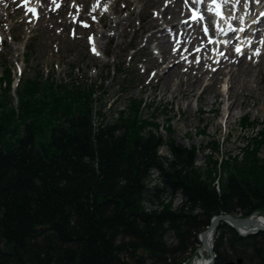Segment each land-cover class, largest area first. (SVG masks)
<instances>
[{
    "label": "trees",
    "instance_id": "1",
    "mask_svg": "<svg viewBox=\"0 0 264 264\" xmlns=\"http://www.w3.org/2000/svg\"><path fill=\"white\" fill-rule=\"evenodd\" d=\"M13 78L4 66L0 264H190L213 216H264V124L241 156L199 168L195 146L169 139L170 158L159 155V125L139 115L140 101L96 125L94 91L76 79L20 78L13 106ZM213 251L214 264H264V231L242 237L221 223Z\"/></svg>",
    "mask_w": 264,
    "mask_h": 264
},
{
    "label": "rangeland",
    "instance_id": "2",
    "mask_svg": "<svg viewBox=\"0 0 264 264\" xmlns=\"http://www.w3.org/2000/svg\"><path fill=\"white\" fill-rule=\"evenodd\" d=\"M13 1L15 2L14 7L22 8L21 1ZM95 1L68 0L67 6L69 8L74 6L73 8L76 7L78 11L65 8L62 15L67 18L76 14L78 17L75 19L77 24L71 23L61 28L59 24L61 18L57 17L54 20L56 22L55 26L51 30L41 28L28 33L26 28H20L17 33L18 40H12L11 32L9 33L7 30L18 24L17 21L20 15L8 22L0 21V77L4 66H7L13 71V77L16 80L18 77L31 79L41 76L43 79L49 77L57 83H63L76 79V83L85 89L94 91L95 101L92 104V118L96 125L101 120L105 123L112 122L120 111H125L128 114L129 102L132 100L140 101L143 106L139 109V115L143 119L155 118L156 123L159 125L157 131L151 130L160 136L164 142V146L159 150V155L162 157L170 158V152L166 145L169 139H172L177 145L189 148L192 146L197 147L200 151L195 156V165L199 168H204L208 160L221 155L224 158L230 155L241 156L242 149L247 144L246 142H253V137L257 136L259 129L264 124V61L256 69L258 73H255V83L249 82L250 86L260 88V92L254 93L256 102L249 98L246 102L247 105L238 109L236 119L225 130L223 124H219L222 117V107L218 108L216 117H213V112L205 114L206 104H199L201 111L190 114V106L187 103L195 102H192V98L188 101L182 99L177 102L170 99V93L162 97L159 90H151L155 82H152L150 86H145V90L142 92L138 89L141 82L145 80L144 78H151L156 71L154 59L152 58L154 53L158 52V48L152 49L155 47V40L149 42L153 53L146 52L141 48L145 44L147 35L156 29L152 26L151 20L159 16L166 0H160L157 4L151 3L152 6L146 7L142 14H139V12L142 10V5L148 0H140L138 3L133 4L131 6V10L134 11L132 15L133 26L128 29L124 38H118V35L113 37L114 39L106 46L105 56H100V53L95 55L92 48L90 49V45H88V41L93 38V33L97 35L95 38L97 39L101 36V31L104 30L100 24L95 23L97 15L90 14ZM113 1L110 0L109 3ZM47 2L46 10H53V0H47ZM125 3L127 4L126 1L121 2L118 6ZM40 4L42 7L44 6L42 1ZM83 6H85L84 11ZM108 10V8L107 11L104 9L106 12H109ZM127 13V10L124 11L121 17H124ZM188 14L189 10L183 8L180 16L167 15L169 25L187 20ZM57 15L58 12H55V16ZM67 20L70 22V19ZM80 21H84L89 25L88 28H84L83 32L80 31L82 27L79 28L78 25ZM75 27L80 30H75ZM36 28H39V26ZM176 29L174 30L176 31L175 35L180 37L181 31ZM198 29L201 32V28ZM167 32L168 38L174 39L175 36L168 30ZM209 35H213V33ZM206 36L203 34L201 36L199 43L202 46L207 43ZM2 40L5 42L4 45L1 43ZM118 42H120L119 45H117ZM11 45L13 49H18L16 51L10 50ZM7 46L9 50L6 49ZM232 49L234 50L233 46ZM256 51H264V46L260 45ZM251 55L252 52H248L245 55L246 60H252L253 65H255L259 61V57H251ZM198 60L199 56L191 61L197 62ZM148 67L151 69L147 70ZM207 83V79L201 80L199 87H204ZM219 85L217 83L216 86L208 90V98L212 92L219 90ZM234 85L235 89L238 90L239 84L237 81ZM255 87H253V90ZM14 90L15 93L11 96L12 105L16 104L18 91V89L16 90V83L14 84ZM149 93H152V96H148ZM245 94H247V91H245ZM254 103L256 107L253 106ZM243 115L248 116L253 121V127L242 125L240 116ZM168 119L170 122H168ZM212 120L214 125H211ZM168 123H170V128L167 130ZM213 144L217 148V152L211 148ZM258 157L264 159V145L259 150ZM180 204L181 197L176 195L173 200V208L178 207ZM143 205L146 208L150 207L147 203ZM166 240L169 243L173 241L171 235H168Z\"/></svg>",
    "mask_w": 264,
    "mask_h": 264
},
{
    "label": "bare ground",
    "instance_id": "3",
    "mask_svg": "<svg viewBox=\"0 0 264 264\" xmlns=\"http://www.w3.org/2000/svg\"><path fill=\"white\" fill-rule=\"evenodd\" d=\"M20 1L24 2L23 8L14 7L15 2L13 0H0V21L3 20L8 22L20 15L17 21L18 24L7 30L9 33L11 32L12 40H18L17 33L22 27L23 29L26 28L28 33L41 28L53 29L56 23L54 20L57 17L61 18L59 24L61 28H64V26L71 24L73 20L76 19V14L64 18L62 15L64 9L68 8L69 10L74 9L78 11L76 7L73 8L74 6H70L72 8L67 6L68 0H62L63 4L57 16H55L53 10H46L48 4L47 0ZM41 1L44 5L43 7L40 4ZM125 1L127 4L125 3L122 6H118L119 3ZM139 1L140 0H114L112 3H109L110 0H96L95 4L91 7L90 14L97 15L95 23L100 24L106 31H101V36L97 38L98 40L96 39L95 41L94 39H90L92 46L97 43L99 46L98 48L106 55V46L114 39V36L118 35V38H124L128 29L133 26L132 15L134 11L131 10V6ZM159 1L160 0L145 1L139 14H142V11H145L146 7L152 6L151 3L157 4ZM232 1L234 2L233 5L229 3V0H221V4H224V2L225 4L215 9V14H217L218 10H222L224 16H227L216 17L219 27H222V30L227 29L229 27V20L234 23V26L245 25L243 28L238 27V30H228L229 35H236L237 37L243 35L244 38L247 37L251 40L252 46L258 47L261 38H264V0H248V5L246 7H244V0ZM58 2H60V0H56L52 6ZM217 3L219 2L216 1L215 4ZM107 8L109 12H106ZM183 8V0H166V4L160 11L159 16L151 20L152 26L156 29L147 35L145 44L141 49L153 53L152 49L158 48L159 51L154 53L152 57L154 59L156 71L151 78H144V76L143 78L145 80L141 82L138 89L142 92L145 90V86H150L152 82H155L151 90H159L162 97L170 93V99L177 102L182 99L188 101V99L192 98V102H195L187 103V105L190 106V114H196L201 111L199 104H206L205 114H211L213 112V117H216L218 115V108L222 107V117L219 124H223L225 130H227L228 126L236 119L238 109L247 105L246 102L249 98L256 102L254 93L260 92V88L250 86L249 82L255 83V76L258 73L256 69H258L260 64L264 61V51L260 54L258 58L259 61L253 65L252 60L247 61L245 57L248 47L247 39L243 38L239 41L234 40L230 45L219 50V52L215 50L216 45L210 46L206 43L202 46L199 44L202 36V32L198 30L199 27L189 33L186 28L189 22L188 20L186 22H178L169 25L167 15L180 16ZM104 9H106V11H104ZM84 10L85 6H83V11ZM126 10L128 13L124 17H121ZM83 11L81 10V13ZM259 11L262 12V16H258ZM190 16L191 13L188 14V18ZM67 19H70V22ZM203 24H205V22H203ZM38 26L39 28H36ZM79 28L77 29L75 27V30L79 31ZM204 28L205 26L203 29ZM168 29L172 30L173 33H176V31H174L175 29L181 31V36L169 39ZM84 30V28H81L80 31L83 32ZM210 37H214V35H207L206 40L208 41ZM216 38L218 42L220 39L218 36H216ZM152 40H155V47L151 49L149 42ZM1 43L4 45V40H2ZM195 43H198V47H201H197V49L192 47ZM233 43H236L234 45V50L232 49ZM119 44L120 42L117 43V45ZM10 47V50L16 51L18 49H13L12 45ZM237 48L241 50L239 53L236 51ZM6 49L9 50V47L7 46ZM254 52H256V50ZM197 55L200 56L199 62L193 63L191 60ZM150 69L151 68L148 67L147 70ZM205 79L208 80L207 85L199 87L201 80ZM235 81L239 84L238 90L235 89ZM217 83L220 84L219 90L217 89L215 92H212L211 96L208 98V90L216 86ZM253 87H255L254 90ZM245 91H247V94H245ZM148 96H152V93H149ZM253 106L256 107V104L254 103ZM211 125H214L213 120ZM254 220H257V222ZM257 224L264 226V216L255 215L252 217L251 226L253 227ZM239 230L244 232L245 228L240 227ZM210 238V234H208V240ZM196 254L197 256L190 264H208L209 257L206 251L201 249V246L198 247Z\"/></svg>",
    "mask_w": 264,
    "mask_h": 264
},
{
    "label": "water",
    "instance_id": "4",
    "mask_svg": "<svg viewBox=\"0 0 264 264\" xmlns=\"http://www.w3.org/2000/svg\"><path fill=\"white\" fill-rule=\"evenodd\" d=\"M252 217L253 216L241 217V216H236V215H231V214H222V215H216L212 217V219L210 220L209 226L206 228V230L199 234V242H200L201 249H204L207 253V256L209 257L208 264H214L215 259H216V255L214 254V251H213V239H214L217 227L221 223H226L228 226L234 229L242 237H246V236L253 235L258 232L264 231L263 225L257 224L256 226H253V227L251 226ZM254 221L257 222V220H254ZM240 227L245 228V231L241 232L239 230ZM208 234H210V237H211L209 240H208ZM225 264H242V259L238 258L235 261H228Z\"/></svg>",
    "mask_w": 264,
    "mask_h": 264
},
{
    "label": "snow or ice",
    "instance_id": "5",
    "mask_svg": "<svg viewBox=\"0 0 264 264\" xmlns=\"http://www.w3.org/2000/svg\"><path fill=\"white\" fill-rule=\"evenodd\" d=\"M53 2H55V0H53ZM216 3V0H213V4ZM59 5H57L58 7ZM194 19H198L199 17H197L195 14L193 16ZM86 26V25H85ZM237 53H239L241 50L239 48L236 49ZM260 53L257 51L256 53H254V55H259ZM198 62V61H197ZM214 70V69H213Z\"/></svg>",
    "mask_w": 264,
    "mask_h": 264
}]
</instances>
